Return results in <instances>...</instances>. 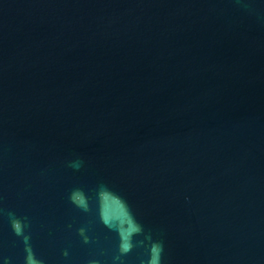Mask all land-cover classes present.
Listing matches in <instances>:
<instances>
[{"label":"water","instance_id":"1","mask_svg":"<svg viewBox=\"0 0 264 264\" xmlns=\"http://www.w3.org/2000/svg\"><path fill=\"white\" fill-rule=\"evenodd\" d=\"M125 198L165 264H264V0H0V256L14 213L111 264Z\"/></svg>","mask_w":264,"mask_h":264},{"label":"clouds","instance_id":"2","mask_svg":"<svg viewBox=\"0 0 264 264\" xmlns=\"http://www.w3.org/2000/svg\"><path fill=\"white\" fill-rule=\"evenodd\" d=\"M70 166L78 171L83 166V161L76 160ZM106 186V184H101V187ZM116 194L118 196L121 195L120 193ZM125 203L129 207L130 216L135 221V227L127 234L117 232V245L115 253L111 259V264H124L125 258L137 249L143 250L144 260L142 264H165L164 242L155 237L151 232L146 231L145 226L140 219H137V214L126 198ZM74 207L82 212H89L90 210L86 200L74 204ZM21 219L25 221V229L23 232L19 227ZM9 223L13 234L23 247V264H47L46 258L38 254L33 246L32 233L28 220L26 218L18 217L14 213H10ZM71 227L72 226L69 225V228ZM109 230L115 231L114 229ZM75 231L83 244L89 245L92 243V239L89 235V228L87 226H80L76 228ZM61 258L63 264H71V255L68 249L62 250ZM0 264H12V261L9 257L0 256ZM87 264H101V261L97 258H90L87 261Z\"/></svg>","mask_w":264,"mask_h":264}]
</instances>
